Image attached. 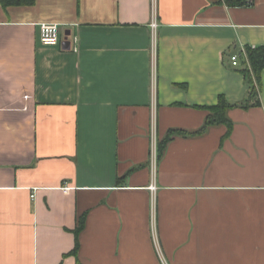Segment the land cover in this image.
<instances>
[{
  "label": "crops",
  "instance_id": "crops-1",
  "mask_svg": "<svg viewBox=\"0 0 264 264\" xmlns=\"http://www.w3.org/2000/svg\"><path fill=\"white\" fill-rule=\"evenodd\" d=\"M263 45L264 0L0 3V264H264V70L231 62Z\"/></svg>",
  "mask_w": 264,
  "mask_h": 264
},
{
  "label": "trees",
  "instance_id": "trees-1",
  "mask_svg": "<svg viewBox=\"0 0 264 264\" xmlns=\"http://www.w3.org/2000/svg\"><path fill=\"white\" fill-rule=\"evenodd\" d=\"M36 1L37 0H0V3L4 8H8L13 6H32L36 3ZM224 3L229 7H244V6H251L253 4V0H224ZM247 53H248L249 63L251 66V71L246 66L244 60L241 61V65H240L243 67L242 71L244 72L245 76L250 79L251 82L253 81L252 77H254L257 83L260 84L261 74L264 70V45L260 47H256L254 49L248 47ZM251 91L252 94L258 93L256 87H253ZM228 109H229V105L227 104L226 99L221 96L216 106L207 108V110L209 111V115L203 127L199 131L193 133L192 135L203 134L211 126L224 125L227 127V133L224 136V138L229 137L233 129V123L227 117ZM180 134L188 135L191 133H187L185 131H179V130H171L167 138L164 139L163 142L158 144L157 152H159V154H162V152L165 149L166 143H168L171 140L172 136L180 135ZM83 227H84V217L81 218L78 228L74 231L76 237V246L72 254H76L78 251L79 234L83 230Z\"/></svg>",
  "mask_w": 264,
  "mask_h": 264
},
{
  "label": "built area",
  "instance_id": "built-area-1",
  "mask_svg": "<svg viewBox=\"0 0 264 264\" xmlns=\"http://www.w3.org/2000/svg\"><path fill=\"white\" fill-rule=\"evenodd\" d=\"M150 27H151L152 36H153L152 59H153L154 67H153V71H152V78H153V82H154V88L153 89H155L156 88V73H155L156 35H157L158 27H159L157 19H156L155 10L153 11V17H152ZM40 40H41L42 45H44V46H48V47L59 46L61 43L59 25L54 24V23H43V24H41V26H40ZM250 48L254 49L256 47H250ZM242 60L245 61L246 66L251 71V66L249 63V58H248V53H247L246 47H242L238 53L234 54L231 57V62H232V65L234 67H240ZM255 86L258 90L257 84H255ZM156 152H157V142H156V137L154 136L153 145H152V159L154 162L156 161ZM150 189L154 192V191H156V186L151 185ZM65 191H70V188L66 187ZM32 197H34V195Z\"/></svg>",
  "mask_w": 264,
  "mask_h": 264
},
{
  "label": "water",
  "instance_id": "water-1",
  "mask_svg": "<svg viewBox=\"0 0 264 264\" xmlns=\"http://www.w3.org/2000/svg\"><path fill=\"white\" fill-rule=\"evenodd\" d=\"M70 33H67L65 36V40L62 43L63 49L64 50H69L71 48V43L68 41Z\"/></svg>",
  "mask_w": 264,
  "mask_h": 264
}]
</instances>
